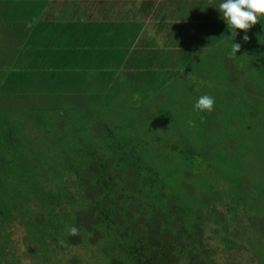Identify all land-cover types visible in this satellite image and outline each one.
Masks as SVG:
<instances>
[{
  "label": "trees",
  "instance_id": "1",
  "mask_svg": "<svg viewBox=\"0 0 264 264\" xmlns=\"http://www.w3.org/2000/svg\"><path fill=\"white\" fill-rule=\"evenodd\" d=\"M219 2L0 0V21L8 24L0 30V36L3 39L5 31L17 41L11 50L14 55L5 60L12 70L4 75L0 100L9 92L4 90L5 85L15 83V66L20 64L29 68L24 75L38 73L42 81L49 76L48 82L53 83L59 75L57 90L64 86L66 97L75 94L76 88L69 86L74 81L67 80V84L61 79L65 74L104 72L111 77L114 89L107 91V109L120 95L117 89L125 84L131 85L126 93L162 92L179 77H190V71L206 56L211 57L219 49L226 52L232 33L218 11ZM263 22L261 19L246 33L254 34ZM236 31L233 43L241 39L248 46L242 38L246 33ZM240 50L242 55L244 47ZM258 50L255 45L254 51ZM3 64L5 67V62L0 65ZM229 75L238 76L233 72ZM223 84H227L226 77ZM202 87L203 84L196 100L203 94L213 96L212 112L220 117L215 108L223 100L213 89L208 92ZM3 104L1 116L9 112ZM1 116L0 128L10 126L11 121L3 122ZM19 143L15 152L7 151L10 155L0 158L4 172L0 178V207L10 222V230H17L28 219L30 233L66 230L67 238L72 240L68 229L75 226L76 236L81 238L76 246L84 248L89 257L99 253L102 264H197L202 263V258L208 262L209 255L212 262L216 249L209 243L216 235L214 218L224 216L221 204L218 208L212 204H198L196 209L179 206L180 192L177 191L178 196L169 194L175 190L174 184L147 165L135 149H116L105 154L90 149L88 141H81V148L73 154L69 150L61 153L57 146L50 160L27 162L26 146L30 144ZM47 165L49 171L44 168ZM10 175L19 178L16 180L21 184L12 192L5 188ZM177 189L181 190V185ZM211 191L210 188L207 196L212 195ZM216 198L214 193L215 203ZM9 202H13L12 207L4 204ZM170 212L176 216L168 218ZM202 214L207 216L205 220ZM212 214L211 224L204 229L200 223L209 221ZM190 215L198 218L194 226L188 221ZM28 235L24 237L28 239ZM62 237L66 240V236ZM91 237H96V241Z\"/></svg>",
  "mask_w": 264,
  "mask_h": 264
},
{
  "label": "rangeland",
  "instance_id": "2",
  "mask_svg": "<svg viewBox=\"0 0 264 264\" xmlns=\"http://www.w3.org/2000/svg\"><path fill=\"white\" fill-rule=\"evenodd\" d=\"M26 22L28 25V19ZM4 25L8 26L0 21V30ZM3 33L0 64L6 65H0V85L12 70L6 59L14 55L11 50L17 44L11 35ZM253 33L244 34L248 46L241 39L234 42L240 49L244 47L242 55L241 50L236 56L229 55V39L225 53L219 49L206 56L190 71V77H179L162 92L132 94L124 92L131 85L121 86L109 109L105 98L107 91L114 89L111 77L104 72L65 74L61 79L74 81L69 86L76 88L75 94L66 97L64 86L57 90L59 75L51 83L49 76L42 81L38 73L24 75L29 68L23 64L15 66L17 79L14 84H4L9 92L0 100L9 110L0 115L3 122L11 121L10 126L0 128V158L10 155L6 148L20 147L19 142L30 144L26 146L27 162L49 159L60 149L61 153L69 150L73 154L81 141L105 154L135 149L147 165L174 184L175 190L169 194L178 196L180 192L179 206L196 209L198 204H212L218 208L221 204L220 209L225 210L221 219L214 218L216 235L209 243L216 249L212 262L209 255L208 262L202 258L197 264H264V22ZM255 45L258 51H254ZM231 72L238 76L231 77ZM202 84L203 91L213 89L223 100L224 109L222 102L215 108L220 117L194 110ZM44 168L50 170L49 165ZM16 179L10 175L5 187L9 192L20 187ZM180 185L181 190L177 189ZM4 204L13 206V202ZM1 211L0 207V264H102L99 253L89 257L84 248L76 246L81 241L79 236L69 240L66 230H42L32 235L28 219L17 230H10V222ZM168 214V218L176 216L175 212ZM177 215L182 214L178 211ZM210 217L200 223L204 229L211 224L213 214ZM188 221L194 226L198 218L190 215ZM27 233L28 239L24 237ZM90 239L96 241V237Z\"/></svg>",
  "mask_w": 264,
  "mask_h": 264
},
{
  "label": "clouds",
  "instance_id": "3",
  "mask_svg": "<svg viewBox=\"0 0 264 264\" xmlns=\"http://www.w3.org/2000/svg\"><path fill=\"white\" fill-rule=\"evenodd\" d=\"M218 11L227 28L231 29L232 47L229 55L236 56V53L240 50V44L233 43V39L238 35L236 30L239 29L241 32L246 33L258 21L264 19V0H220ZM243 39L247 40V35H244ZM214 104L213 96L203 94L197 98L193 107L195 111L207 114L214 110ZM68 232L69 235L76 236L78 229L72 226L68 229Z\"/></svg>",
  "mask_w": 264,
  "mask_h": 264
},
{
  "label": "flooded vegetation",
  "instance_id": "4",
  "mask_svg": "<svg viewBox=\"0 0 264 264\" xmlns=\"http://www.w3.org/2000/svg\"><path fill=\"white\" fill-rule=\"evenodd\" d=\"M6 149L9 151V153H10V152L13 153V152L16 151V148H12V147H10V148H6ZM13 159H14V158H12V161H13Z\"/></svg>",
  "mask_w": 264,
  "mask_h": 264
}]
</instances>
